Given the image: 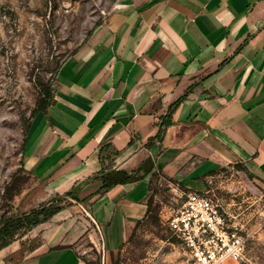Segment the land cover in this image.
<instances>
[{
    "label": "crops",
    "instance_id": "obj_1",
    "mask_svg": "<svg viewBox=\"0 0 264 264\" xmlns=\"http://www.w3.org/2000/svg\"><path fill=\"white\" fill-rule=\"evenodd\" d=\"M52 91L22 165L47 197L78 199L0 264H79L86 244L109 263L147 218L156 182L181 199L230 167L264 180V0H121ZM139 169L102 188L107 172Z\"/></svg>",
    "mask_w": 264,
    "mask_h": 264
},
{
    "label": "rangeland",
    "instance_id": "obj_2",
    "mask_svg": "<svg viewBox=\"0 0 264 264\" xmlns=\"http://www.w3.org/2000/svg\"><path fill=\"white\" fill-rule=\"evenodd\" d=\"M120 1L0 0V202L6 184L23 164L40 98L39 80L52 88L61 63ZM159 182L154 184L159 220L145 219L109 263L97 247L86 244L79 264L188 263V249L165 222L185 197L179 199ZM208 191L245 237L243 260L226 264H264V180L254 178L244 168L230 167L211 179ZM49 198L44 188L31 180L16 199L15 209L38 207ZM71 204L69 197L65 207ZM37 226L17 235L6 247H35L40 239Z\"/></svg>",
    "mask_w": 264,
    "mask_h": 264
},
{
    "label": "built area",
    "instance_id": "obj_3",
    "mask_svg": "<svg viewBox=\"0 0 264 264\" xmlns=\"http://www.w3.org/2000/svg\"><path fill=\"white\" fill-rule=\"evenodd\" d=\"M165 222L189 252L187 264H226L245 256L242 229L231 223L209 191H190Z\"/></svg>",
    "mask_w": 264,
    "mask_h": 264
},
{
    "label": "trees",
    "instance_id": "obj_4",
    "mask_svg": "<svg viewBox=\"0 0 264 264\" xmlns=\"http://www.w3.org/2000/svg\"><path fill=\"white\" fill-rule=\"evenodd\" d=\"M38 85L41 92L34 115L39 111H46L54 102V93L51 85L41 80H39ZM106 156L107 155L104 154L102 157L105 158ZM143 175L140 169L134 173H129L125 170L110 171L103 176L102 188L105 190L117 183L138 180L141 179ZM31 180L37 181L36 176L22 165L12 175L10 181L5 186L0 202V250L10 244L17 235H23L34 226L52 218L65 207V201L69 197L78 199V196L75 195L73 191H69L63 195H54L38 207L31 206L25 209L21 206L19 209H15L16 199L22 195L25 186ZM40 185L43 187L41 183ZM157 192L158 190L154 189V186H152V193L148 200L149 210L146 219L152 218L157 221L159 220L154 200V196ZM141 223V221L138 222V226ZM30 249H34V247Z\"/></svg>",
    "mask_w": 264,
    "mask_h": 264
}]
</instances>
